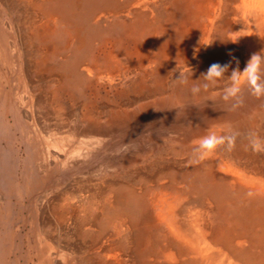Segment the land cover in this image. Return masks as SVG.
Wrapping results in <instances>:
<instances>
[{
	"label": "rangeland",
	"instance_id": "1",
	"mask_svg": "<svg viewBox=\"0 0 264 264\" xmlns=\"http://www.w3.org/2000/svg\"><path fill=\"white\" fill-rule=\"evenodd\" d=\"M221 1L223 17L213 26L205 25L206 20L201 14L196 18L199 5H188L189 0H149L140 8L133 7L134 0H49L35 8L23 2L9 14L0 8V251L4 256L3 264L39 263L42 251L40 208L44 209L39 200L47 196L52 203L61 202V194L67 191V199L73 203V190L79 187L80 182L104 181L108 174L106 165L116 158L133 159L117 169L119 175L124 173L128 179L136 180L138 174L152 178L154 171L148 165L156 159L174 156L189 160L196 142L209 131L221 134L235 130L236 123L241 122L240 138L248 142L249 119L255 116L260 123L264 122V97L256 98L245 88L243 106L231 110L230 103L220 98L223 87L228 83L227 77L209 92L202 91L194 97L190 91L192 85L203 83L198 79L214 63H230L228 75L237 67V60L239 67L242 66L240 69L247 63L231 40L236 37L235 40L240 42L253 37L254 26L251 22L235 25V13L241 15L244 12L240 1ZM109 2L111 5L107 6ZM212 2L219 4V0ZM44 12L53 20L45 23L42 29L38 17L43 18ZM36 14L38 17L34 24L30 16ZM21 27L27 44L34 42L33 48L37 51L26 60L41 64V57L45 55L40 51L49 50L41 69L51 70L53 77L57 78L56 82L42 80L38 85L37 81L41 79L33 75L37 86L32 93L24 90L26 77L24 72L21 74L17 60L20 57L19 44L16 47L6 44L8 40L14 42ZM206 29H209L207 35ZM39 32L42 37L32 39L33 33L37 35ZM201 39L202 43L212 44L204 46V50L194 56V48L202 47ZM224 39L227 40V49H222ZM261 39L259 52L264 51V38ZM112 52L114 60L110 56ZM186 64L193 72L188 71L187 84H173V79L179 78V70ZM88 72L91 75H87ZM20 79L21 85L18 84ZM55 89L54 94H59L56 103L64 109L63 118L69 119L70 126L64 127L65 131L73 126L79 131L92 127L104 136L81 150L79 164L66 167L56 164L48 170L42 166L41 137L26 123L19 104L26 101L24 108L28 109L31 102L28 93L39 99L43 91L48 92L47 101L40 103L44 108L39 114L43 115V126L59 128V119L45 109L50 104L47 97ZM211 92L217 93L214 102L209 99ZM83 107L94 115L93 122L81 116ZM114 122L120 123L121 127L110 133L108 126ZM220 149L213 154L227 163L224 152L227 149ZM195 160L197 156L191 159ZM149 181H152L151 187L141 199L145 211L148 199L160 190L162 184L170 185L162 193L175 197L173 186L180 183L178 178L175 181L172 173L168 177L153 176ZM188 197L186 195L181 201ZM82 203L87 207L85 198ZM186 210L192 213L198 207L192 202ZM225 216V212L219 216L211 210L206 219L222 227L226 224L220 221ZM68 218H73V207ZM50 221L53 222L52 218ZM254 229L261 243L258 248H253V252L262 253L264 226ZM164 230L159 228L154 240L164 241ZM80 241L81 237L74 236L73 229L70 239L73 248H85ZM104 247L107 249L109 246ZM145 251L129 250L125 264L148 262L149 256ZM150 260L155 264L164 262L161 258Z\"/></svg>",
	"mask_w": 264,
	"mask_h": 264
},
{
	"label": "bare ground",
	"instance_id": "2",
	"mask_svg": "<svg viewBox=\"0 0 264 264\" xmlns=\"http://www.w3.org/2000/svg\"><path fill=\"white\" fill-rule=\"evenodd\" d=\"M47 1L49 0H0V8L6 11L5 14H9L15 11L18 3L27 2L35 8ZM199 1L188 2V5H199L195 13L196 18L201 14L206 20L205 25L210 26L219 22L223 17L222 1L219 0L217 5L212 2L213 0H202L201 4ZM237 1L241 2L244 12L241 15L235 13V25H247L251 22L255 30L253 37H247L245 41L234 44L248 61L253 53L260 51L259 47L263 42L261 38H264V0ZM134 2L133 7L140 8L147 5L149 0H134ZM110 5L109 2L107 6ZM103 15L101 13L100 16ZM37 17L36 14L30 16V19L34 23ZM52 20V16L45 12L43 18L38 17L42 29L45 23ZM29 24L34 29L32 24ZM8 27L13 28L10 25ZM22 30L23 27L18 28L14 42L8 40L6 44L14 45V47L19 44V50H17L20 57L18 56L17 60L21 74L24 72L26 77L24 90H30L32 93L37 86L33 75L40 77L41 81H37L38 85L42 84V80L56 82L57 78L53 77L54 73L50 72L51 70L41 69L49 50L40 51V54L45 55L41 57V64L26 60L37 51L33 48L34 42L27 44V38ZM208 30L205 31L206 35ZM35 35L36 33H33L32 39L42 37L40 32ZM137 35L140 33L138 32ZM226 42V39L221 42L222 49H227ZM203 50L204 46L200 48V51ZM110 56L114 60L113 52ZM87 75L91 73L88 72ZM18 82L21 85L22 79ZM55 91L56 89L50 93L49 98L47 97L50 104L45 109L59 119L57 123L59 128L43 126L41 118L43 115L39 114L40 109L44 108L40 103L46 100L48 92L43 91L39 99L31 97L32 95L28 93L30 95L28 99L32 102L28 109L24 108L26 101L19 104L26 123L30 124L34 132L41 137L39 141H42L40 147L43 149L42 166L48 170H52L56 164L61 167L79 164L81 150L89 148L88 145L90 146L97 139L101 140L104 136V133L92 127L79 131L73 126L65 131L64 127L70 126L69 119L63 118L64 109L56 103L59 94H54ZM81 116L88 121H94V115H91L86 107H83ZM236 125L234 129L242 132V123H236ZM247 125L249 131H256L264 137V122L260 123L259 119L252 116ZM120 127V123L114 122L108 126V130L110 133L116 132ZM224 152L227 155V163L215 154L203 161L197 159L193 162L191 159L197 155L191 153L188 156L189 160H186V157L173 156L156 159L148 165L154 171V177L159 175L168 177L172 173L175 181L178 178L180 183L173 186L175 197H168V194L162 193L167 189L166 187L170 186L169 184H160V190L158 189L159 191L148 199L146 211L141 204V199L146 196L147 188L152 182L149 180L153 176L151 178L138 174L139 177L135 180L128 179L126 174L121 173L122 177H120L117 168L127 165L128 160H133L129 157L116 158L109 162L105 167V172L108 174L104 173L106 174L104 181L80 182L79 187L73 190V203L67 199L69 197V194H66L67 191L61 194V202L52 203L47 196L44 200L40 199L44 209L40 208L42 251L39 253L40 259L37 264H125L127 253L131 249L146 250L149 261L143 264H155L150 260L151 258L163 259L162 264H264V247L262 253L253 252V248H258V244L261 243L254 228L264 226V153H254L249 143L240 136L234 150ZM187 178L190 179L187 180ZM186 195L189 197L181 201ZM83 198L88 201L87 207L82 203ZM192 202H195L198 210L188 213L186 208ZM71 207H73V218H68ZM211 210L219 216L225 212L226 216L220 222L226 225L219 223L223 225L219 227L207 220L206 216ZM161 227L165 229L162 234L164 241L154 240L155 234ZM49 229L53 231V234L48 231ZM73 229L74 236L81 237L79 243L81 246L85 245V248L83 246L79 249L73 248V242H70ZM104 245L109 247L106 249ZM0 253V264H3L4 256L2 251Z\"/></svg>",
	"mask_w": 264,
	"mask_h": 264
},
{
	"label": "clouds",
	"instance_id": "3",
	"mask_svg": "<svg viewBox=\"0 0 264 264\" xmlns=\"http://www.w3.org/2000/svg\"><path fill=\"white\" fill-rule=\"evenodd\" d=\"M231 41L233 43L238 42V40ZM199 43L201 46L205 47L212 44L202 43V39ZM199 51V47L194 48V56L198 54ZM262 52L264 51L253 53L243 70L240 69L239 61L237 60V67L231 70L230 75H228L231 68L230 63L223 65L214 63L210 65L208 70L202 73L201 77L198 79H202L203 83L192 85L190 89L192 95L195 97L202 91L209 92L210 89L215 88L227 77L228 83L223 87L220 98L224 102L230 103L231 110H236L243 106L245 88L250 95L256 98L264 97V55H261ZM188 71H191L193 74L191 67L186 64L185 68L179 70V78L173 79V84H187ZM216 95L217 93L211 92L209 99L214 102ZM239 136L240 133L233 129L223 131L221 134H217L216 131H209L207 135L201 137L196 142L197 146L194 148V153L197 155L199 161H203L223 147H226L227 151L231 152L236 147ZM247 139L254 153H264V137H261L256 131H249Z\"/></svg>",
	"mask_w": 264,
	"mask_h": 264
}]
</instances>
